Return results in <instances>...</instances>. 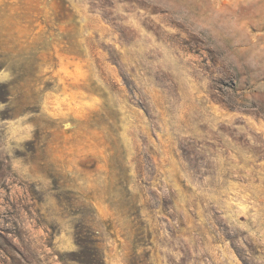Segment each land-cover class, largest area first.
<instances>
[{"label":"rangeland","instance_id":"1","mask_svg":"<svg viewBox=\"0 0 264 264\" xmlns=\"http://www.w3.org/2000/svg\"><path fill=\"white\" fill-rule=\"evenodd\" d=\"M163 17L150 0H0V179L12 172L6 161L27 156L58 203L87 217L72 224L70 246L53 254L57 264H112L117 256L120 264H170L156 246L175 238L174 200L151 190L170 173L184 175L179 185L189 193L264 189V77L217 78L215 91L227 97L219 101L190 89L172 69L181 55L202 53L187 41L177 50ZM21 116L28 119L17 123ZM17 141L31 155L14 148ZM26 190L43 202L34 183ZM101 193L130 222L127 239L111 221L103 231L95 225L105 211ZM156 213L167 220L152 228L144 217ZM216 216L219 241L240 264H264V244L252 238L239 247ZM11 232L0 235V264L38 260ZM208 246H217L215 237ZM179 251L188 264L191 253Z\"/></svg>","mask_w":264,"mask_h":264},{"label":"clouds","instance_id":"2","mask_svg":"<svg viewBox=\"0 0 264 264\" xmlns=\"http://www.w3.org/2000/svg\"><path fill=\"white\" fill-rule=\"evenodd\" d=\"M150 3L164 10L163 18L165 23L170 24L168 33L177 50H182L183 42L187 41L189 47L194 50L199 47L202 53L200 56L181 55L172 69L174 75L179 76L190 89L206 97L215 96L219 101L227 97L215 91L217 78L231 75L243 81L264 77V0H150ZM252 29H255L254 33ZM204 59L208 62L200 63ZM181 61L190 63V66L186 67ZM27 119V116H21L17 123ZM12 139L9 137V140ZM23 139L30 140L31 136ZM13 147L27 153L21 141L15 142ZM8 155L12 156V152L9 151ZM26 159L27 156L5 162L11 166L12 172L0 179V185L6 184L12 191L6 192L0 187V235L4 229H11V239L25 256L30 252L37 254L38 260H33L32 264H57L53 254L70 246L72 224L77 221L83 223L87 217L75 205L65 208L67 202L59 204L54 198L56 193L51 191V180L37 171L35 163L30 160L25 162ZM65 173L73 176L70 168L65 169ZM179 180H185L182 173H170L162 184H153L151 189L158 198L174 200L173 211L177 220H169L168 223L177 229L175 238L156 246L158 253L172 257L170 264H181L180 248L191 253L188 264H240L227 244L219 241L215 227L217 212L220 213L219 219L236 236L239 247L247 248V241L252 238L264 244V189L246 193L243 188H194L189 193L181 190ZM32 183L36 185L37 193L42 195V203L37 204L28 196L26 184ZM78 183L85 185L84 180ZM16 185H22L23 190ZM105 199L108 197L101 193L98 203L105 211L95 214V225L103 231L107 227L105 221H111L127 239L130 222L122 216L115 201L109 208L103 204ZM234 200L237 203H233ZM11 204H15V209L10 207ZM25 206L27 212L24 211ZM242 216L245 217L243 221L240 220ZM180 217L186 225L190 221V226L181 229ZM144 218L152 228L161 219L167 220L159 213L151 219ZM17 228L21 230L19 236ZM109 235L105 233L104 239H108ZM213 237L217 246L210 248L209 241ZM21 260L27 264L23 257ZM112 264H120L118 256ZM155 264H161V261L156 260Z\"/></svg>","mask_w":264,"mask_h":264}]
</instances>
